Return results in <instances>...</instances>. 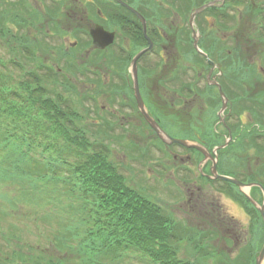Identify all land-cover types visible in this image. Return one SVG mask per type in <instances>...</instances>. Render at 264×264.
Listing matches in <instances>:
<instances>
[{
  "label": "rangeland",
  "instance_id": "1",
  "mask_svg": "<svg viewBox=\"0 0 264 264\" xmlns=\"http://www.w3.org/2000/svg\"><path fill=\"white\" fill-rule=\"evenodd\" d=\"M64 1V14L59 19L58 29L66 36V44L60 47L55 34L52 37L56 41L47 43L40 40V54H36L43 63L53 66L54 70L61 71V75L70 78L67 90L58 88L54 91L69 95L79 103L80 116L87 119L91 139H94V143L105 146L110 161L122 173L128 185L138 193L146 195L158 209L171 216L174 222L173 231H176L173 237L179 242L176 249V252H180V257L177 256L179 260H187L192 264H199V259H202L201 264H254V261H248L247 253L254 255L261 247L264 230L260 214L247 209L236 188L227 190L223 185L220 188V184L202 179L198 170V161L201 158L183 151L182 147H163L144 118L140 114L135 116L131 113L130 106L134 103L132 89L127 93L123 91L126 90L123 79H127L128 74L127 67L123 69V64L128 62L124 61L123 47L135 55L146 48L145 42L141 38L137 39L134 31H129L122 24L109 23L110 19L119 17L118 11L111 8L110 0ZM188 1L191 2L190 5L186 0H173V3L165 4L157 0H125L149 20L148 32L155 46L154 53L138 65L147 97L145 100L149 105L165 112L167 117L162 120L174 137L195 139L197 133L211 143L205 133H211L207 127L213 121L214 113L218 112V90L215 88L216 97L213 98V93L207 95L201 88L198 98L191 100L187 88L181 91L178 85L180 81L175 78L180 73L178 71L186 66L182 71L188 70L184 81L189 82L192 69L189 66L202 68L199 85L204 87L207 76H210L211 82L222 85L230 100L223 115L226 121L227 117L230 118L228 112L232 113L229 120L236 137V150L225 152L222 172H231L244 182L252 176L256 182L264 183V148H260L264 143L262 140L253 141L250 135L251 131L262 129L264 125V43L258 45L257 42V36L264 39V23L259 25L260 33L263 34L260 35L258 29L256 30L257 19L247 18L245 14L248 11H244L243 7H238L241 11H225L226 15L223 17L212 12L210 14L214 21L211 18H198L195 21L198 31L197 46L223 71V75H219L217 68L208 75L210 70H206L205 59L195 55L192 46L188 45L191 33L187 24L192 9L201 1L207 0L197 3V0ZM11 3L9 0L0 1V11L6 8L18 11L11 7ZM45 3L47 2L43 0H23L22 11H28L37 21V13L52 11L51 3L44 10L40 7ZM95 4L106 10L101 11L105 18L95 14L98 13ZM215 15L222 18V22L216 21ZM245 17L247 19L243 26L241 19L243 22ZM97 27L103 28L107 33H114L113 45L111 43L105 48L92 47L86 34ZM232 27L242 33L241 38L235 35L236 47L227 39V35H231L229 30ZM218 30H224V34L218 35ZM248 34L253 38L248 44L251 51L244 46L242 37ZM213 40H218L221 48L210 54L209 48ZM158 51L163 53V65L158 54H155ZM8 55L12 60L15 59L12 52ZM33 56L32 53L29 55L30 58ZM155 65L160 67L158 72L153 71ZM93 69L102 74L101 82L94 76ZM166 75L173 76L175 80L165 83ZM243 88L248 92V98L240 97ZM175 91L184 95L179 97ZM92 96L101 105L99 117L93 113ZM245 99L248 101L242 103ZM120 101L122 103L119 104ZM121 115L122 124L118 122ZM237 115L243 116L244 122L238 126L235 125ZM217 131L221 133V126L217 127ZM245 140L248 144L252 141L253 146L247 147ZM160 148H163L166 159L162 158ZM139 150L145 151V155L142 156ZM253 195L256 200L260 199L257 191ZM13 199L19 218L9 217L7 222L0 221V264H5L6 258L12 259L11 264H31L28 260L30 255L38 256L39 262L43 263L61 260L64 255L77 260L76 264H83L85 260L96 257V254L84 257L80 252H73L68 240L66 241L70 232H67L64 240H60L63 252L59 254L58 247H50L47 239L39 237L36 229V226H42L45 235L52 240L55 236L54 228H62L61 233L64 234L68 230L66 227L76 224L74 219L82 211V206L78 204L80 199L74 196L71 200L67 197L61 200L64 208H58L59 217H50V227L40 221L41 218H46L44 208L24 204L14 193ZM22 209L28 210L30 217L26 213V218L19 221L20 214L24 211ZM0 220L6 219L0 215ZM206 238L211 242L205 244V249L200 253L195 248L203 245L202 241ZM8 243L14 244V248H9ZM25 246H30L32 251H24L22 248ZM18 253L21 258L16 256ZM127 259L130 261L125 260L124 264H144L130 257ZM104 264L117 263L108 260Z\"/></svg>",
  "mask_w": 264,
  "mask_h": 264
},
{
  "label": "trees",
  "instance_id": "2",
  "mask_svg": "<svg viewBox=\"0 0 264 264\" xmlns=\"http://www.w3.org/2000/svg\"><path fill=\"white\" fill-rule=\"evenodd\" d=\"M157 1L161 4L172 2ZM207 1H201L198 5ZM10 2L11 7L17 8L18 11H10V8L0 11V108L5 109L0 123L5 129L3 140L9 144L12 151L21 155L24 149L31 152L26 161L31 165L34 174H37L40 165L34 163L32 157H37L41 151H58L48 147L50 140L62 139L64 145H76L84 153V171H79L78 164L73 167L78 171L75 174L83 191L81 198L85 202L92 201L91 212L94 209L97 212V229L90 234L94 235L92 232H96L98 238L95 239L104 245L102 250L106 256L108 254L123 262L126 257L140 252L147 253L150 258L162 264H189L177 258L176 249L179 242L173 237L176 231H173L174 222L171 216L158 209L146 195L131 188L123 175L108 160L104 150H100V153L97 149L91 151L96 145L88 133L85 121L79 118V103L69 95H61L55 91L51 94L52 86L59 85L60 81H54L55 77L50 73L52 68L43 63L36 54H40L41 41L49 43L55 40L52 36L59 34L58 22L63 14L60 11H41L37 13L36 21L28 11H22L20 4ZM259 3L258 0H227L226 7H243L244 11H248L245 14L247 18L257 19L256 30H259V25L264 23V2ZM210 16L212 17L207 12L202 15L204 19ZM215 18L216 21L222 22V18L216 15ZM247 18L245 17L243 22L241 19L243 26ZM135 23L131 22L133 26ZM1 25L4 27L1 28ZM137 33L141 35L138 31ZM2 34L7 35L6 41ZM241 35L237 29V37L241 38ZM242 37L244 46L249 50L248 44L253 38L249 34ZM257 38L258 45H263L264 39L258 36ZM220 48L219 41L213 40L209 51L215 53ZM9 52H12L15 58L12 61L7 57ZM31 53L34 55L32 58L29 57ZM240 96L249 97L245 88ZM161 110L157 108L155 112L162 118L167 117ZM168 123L173 125L172 122ZM0 174L4 175V172L0 170ZM21 196L27 197L25 194ZM46 219L50 221L49 218ZM54 235L58 251L61 253L63 249L59 239L62 233L60 231ZM197 248L200 247L196 246ZM83 249L92 254H97L99 250L91 247L89 243ZM28 260L31 264H70L71 261L64 256L60 261L50 260L43 263L39 262L38 256L32 255ZM9 262V258L4 261L5 264Z\"/></svg>",
  "mask_w": 264,
  "mask_h": 264
},
{
  "label": "water",
  "instance_id": "3",
  "mask_svg": "<svg viewBox=\"0 0 264 264\" xmlns=\"http://www.w3.org/2000/svg\"><path fill=\"white\" fill-rule=\"evenodd\" d=\"M207 7H204L200 10H198L197 13H200L202 12L204 9H206ZM134 12V11H133ZM135 13V12H134ZM138 18L140 19V21L143 23L144 27H145V21L144 19L137 13H135ZM194 17V16H193ZM92 35L94 37V40H95V44L99 45L100 48H105L107 47L108 45H110L112 42H113V36L111 35H108V34H104L103 30L101 28H97L95 31L92 32ZM194 38H195V47L196 49H198L197 47V41H198V38H197V35H194ZM142 56L139 55L138 57H136L132 63V69H133V81H134V84H135V91H136V96H137V99H138V102H139V107H140V110L142 112V114L144 115V117L146 118V120L148 121V123L151 125V127L155 130V132L157 133V135L163 140L165 141L166 143L168 144H171L173 142H176V143H180V144H183V145H192L190 143H186V142H177V141H173L171 140L160 128L159 126L157 125V123L148 115V112L146 110V108L144 107L143 103L141 102V99H140V96H139V92H138V88H137V78H136V63H137V60ZM201 151H203L205 153L206 156H208L207 152L204 151L203 149L200 148ZM212 173L214 174V176H216L215 178H218V179H222V180H225L227 182H230L232 184H235L237 185L244 193V189H246V187L242 184H240L239 182H237L236 180H231V179H228L226 177H219L217 176V173H216V167L214 165L213 167V170H212ZM261 213H262V216L264 218V207L261 209ZM257 264H264V246L262 248V251L261 253L259 254L258 258H257Z\"/></svg>",
  "mask_w": 264,
  "mask_h": 264
}]
</instances>
